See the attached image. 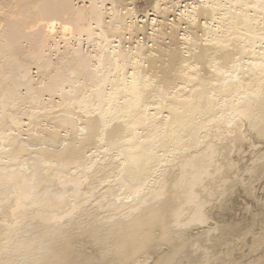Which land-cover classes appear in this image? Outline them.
<instances>
[{
  "label": "bare ground",
  "instance_id": "6f19581e",
  "mask_svg": "<svg viewBox=\"0 0 264 264\" xmlns=\"http://www.w3.org/2000/svg\"><path fill=\"white\" fill-rule=\"evenodd\" d=\"M0 264H264V0H0Z\"/></svg>",
  "mask_w": 264,
  "mask_h": 264
},
{
  "label": "rangeland",
  "instance_id": "374dc122",
  "mask_svg": "<svg viewBox=\"0 0 264 264\" xmlns=\"http://www.w3.org/2000/svg\"><path fill=\"white\" fill-rule=\"evenodd\" d=\"M133 3H134V2H133ZM136 8H137L138 11H140V12L145 10V9H144L145 7L142 6V5H139V6H138V3H137V2H136ZM140 14H141V13H140ZM142 14H143V13H142ZM141 18H142V17H141Z\"/></svg>",
  "mask_w": 264,
  "mask_h": 264
}]
</instances>
